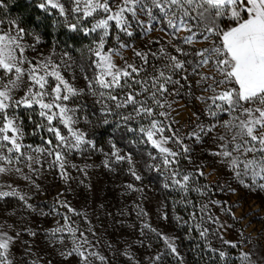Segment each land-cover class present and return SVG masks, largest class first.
<instances>
[{"label":"snow or ice","instance_id":"1","mask_svg":"<svg viewBox=\"0 0 264 264\" xmlns=\"http://www.w3.org/2000/svg\"><path fill=\"white\" fill-rule=\"evenodd\" d=\"M6 7L5 0H0V9ZM38 7L45 12L57 10L70 31L92 37L86 48L87 70L80 65L88 93L98 95V102H113L112 106L104 104L106 114H112L113 107L131 109L128 115L121 114V119L140 125L138 129L129 127V131H138L142 134L140 142L155 150V154L147 153L148 160L154 163L146 161V166L168 174L166 179L170 183H165V188L174 187L185 196L190 191L207 195L211 185L196 183L209 175L203 163L185 171L181 162L192 163V148L185 141L202 144L210 138L214 147L209 154L228 169L238 184L264 191V0H41ZM69 17L76 23H68ZM4 23L0 19V25ZM137 29L144 35L159 31L166 39L149 41L159 45L156 51L137 50L122 39L132 37ZM25 35V29L16 21H10L8 28L0 27V176L16 175L39 189L29 173L39 174L47 162L50 168L57 167L67 181L71 179L66 170L68 157L74 151L95 150L96 146L76 127L79 108L71 105L75 98L85 94V88H77L66 78L65 72L71 65L66 61L57 64L51 57L30 60L25 55ZM113 39L115 44H110ZM127 49L132 50L138 63L128 61L124 55ZM190 77L202 93L194 98L204 105L203 115L208 123L193 113L197 123L182 133L174 127L178 121L167 122L169 110H175V101L170 102L168 97L181 95L185 87L191 89ZM21 90L24 94L17 98L14 93ZM18 109L37 115L40 120L36 127L50 133L51 138L42 137L39 146L23 143L25 132ZM49 157L50 161L46 159ZM112 157L132 165L131 155H120L119 150L113 151ZM104 163L105 167L110 166L109 161ZM21 164L24 167L18 166ZM129 172L136 180L141 179L134 166ZM5 187L11 190H3ZM127 187L132 189L133 185ZM217 187L223 190V186ZM7 197L16 198L26 210L37 211L29 203L30 196L11 184L0 183V199ZM61 206L75 212L67 203L61 202ZM208 206L203 204L200 210L206 222L216 224L218 219L208 214ZM57 211L53 206L52 212ZM49 214L39 212L41 216ZM192 216L196 219L195 213ZM62 219L63 224L58 222L56 228L47 230L50 241L64 244L66 238L70 239L71 249L61 251V256H78L79 264H92L93 256L105 260L88 251L85 245L89 241L83 232L76 235L78 229L72 226L71 217L63 215ZM5 224L0 223V264H14L11 251L20 232L11 235ZM13 228L7 224V229ZM196 228L200 237L207 239L210 229L201 225ZM29 234L36 236L35 231ZM162 238L176 253L171 238ZM219 239L233 249L238 247L237 242L222 234ZM208 247L221 260L230 259L226 251L212 248L210 242ZM240 264H253L250 252H240Z\"/></svg>","mask_w":264,"mask_h":264},{"label":"rangeland","instance_id":"2","mask_svg":"<svg viewBox=\"0 0 264 264\" xmlns=\"http://www.w3.org/2000/svg\"><path fill=\"white\" fill-rule=\"evenodd\" d=\"M2 10L0 9V19H3L5 23L0 27L8 28L9 22L15 20ZM49 10L59 15L57 10ZM67 22L76 23V20L69 17ZM37 37L26 32L23 41L26 47L25 55L33 61L51 57L57 64L66 61L71 65V68L65 72L66 78L77 88H85V94L75 98V102L71 105L79 108L76 113L78 119L76 127L85 133L86 138L91 140L96 148L83 152L74 151L68 157L69 163L66 170L71 179L67 181L61 177L57 167L50 168L47 162L44 163L39 174L29 173L39 185V189L16 175L0 176V183L11 184L22 194L26 193L31 197L29 203L37 209L36 212L26 210L14 197L0 199V223L6 222L5 228L13 236L16 231L20 232L11 251L14 264H31L33 260H37L38 264H49V262L50 264H79L78 256L73 255L65 259L60 255L61 251L71 249L70 239L66 238L64 244H60L50 241L47 236V230L56 228L58 222L64 223L63 215L71 217L72 226L78 229L76 233L78 237L81 232L87 237L89 244L85 247L88 251L105 257L104 261L96 256L90 257L92 264H182L181 251L177 247L178 239L173 225L167 219L165 207V198L173 200L178 197L183 198L181 209L190 211L191 221L188 226L194 228L192 234L196 237V233H199L196 225L209 228L207 239L200 237L198 240L202 239V243L207 247L210 242L212 248L226 251L230 257L226 261L222 260V264H240L241 251L251 253L253 264H264V191L250 190L238 184L228 169L222 168L216 162L217 158L209 154V150L214 147L210 138H205L202 144L185 141L192 148V163L182 160L183 170L192 171L194 165L203 163L204 171L209 175L207 178H199L196 183L211 185L207 195L190 191L187 196L175 190L174 187H164L165 183H170L166 179L168 175L166 172L161 174L150 170L146 163L137 161L129 152L115 144L103 145L94 141L86 128V121L81 117L82 106L90 105L91 100L80 70L70 55L65 57L66 52L63 49L57 45H43L39 37V43H37ZM122 39L137 50L147 51L150 48L156 51L159 45L149 44V41L160 39L163 42L166 38L159 31L144 35L142 30L137 29L132 37L122 36ZM110 44H115V40H111ZM28 45H33L34 48L27 47ZM202 46L197 45V47ZM124 55L129 62H139L131 49L125 50ZM117 62L121 63L119 60ZM190 79L193 81L191 89L185 87L181 95L168 97L170 102L175 101L172 105L175 110H169L171 116L167 122L170 123L172 119L178 121L174 127L181 129L182 133H187L197 123L193 113L199 114L201 121L208 123V118L203 115L204 105L194 98L202 93L195 85L194 79L191 77ZM23 94V90L14 93L17 98ZM105 103V101L99 102L100 108L103 109ZM130 110V108L118 109V115L126 116ZM17 111L21 112L24 109ZM39 120L37 116L36 122L38 123ZM127 122L133 129H138L140 126L135 121ZM140 123H146V121ZM41 132L43 136L40 137L25 134L23 143L39 146L42 144V137L51 138L50 133L42 129ZM167 134L166 132L165 135ZM135 135L142 136L138 131ZM148 146L151 148L150 144ZM169 146L175 148V145ZM115 150H119L120 155H131L132 165H129L127 161H115L112 157V152ZM46 159L50 161L52 158ZM106 160L109 161V167H105ZM147 162L154 163L148 160V156ZM18 166L24 167L22 164ZM133 166L137 175L141 177L140 180H136L129 172V168ZM24 172H28L26 167ZM129 184L133 185L132 189L127 187ZM217 185L223 186V190H220ZM230 189H235V192ZM3 190L11 189L5 187ZM210 201H219L220 204H211ZM61 202L67 203L75 212H68L61 206ZM203 204L209 205L208 214L218 219L216 224L206 222L205 214L200 210ZM53 206L56 207L57 212H52ZM40 211L51 214L41 216ZM193 213L196 214V219H193ZM182 220L189 221L186 218ZM7 224L13 225L14 228L7 229ZM221 225L223 227H220ZM25 229L35 231L36 236H31ZM216 229L219 231L213 235ZM221 234L225 239L237 242L238 247L233 249L224 245L219 239ZM164 236L171 238L176 247V253H172L167 247L162 238ZM157 256L160 257L159 260L155 259Z\"/></svg>","mask_w":264,"mask_h":264},{"label":"trees","instance_id":"3","mask_svg":"<svg viewBox=\"0 0 264 264\" xmlns=\"http://www.w3.org/2000/svg\"><path fill=\"white\" fill-rule=\"evenodd\" d=\"M41 0H5L7 5L2 11L11 16L20 27L26 32L38 36L45 46H58L68 53L74 60L77 68L84 65L87 70L88 61L86 48L92 42V37L85 36L79 31H70L65 23V19L57 15L54 11L40 9L38 4ZM72 23V22H69ZM81 72V71H80ZM91 75V72H88ZM83 77L84 74L81 73ZM85 81V80H84ZM86 83V81H85ZM86 87V85H85ZM88 91V89L86 88ZM90 95V105L82 106L81 117L86 121V128L91 138L99 144H115L118 147L129 152L137 161L142 164L147 161V153L154 150L148 144L141 143V136L135 135V132L129 131L128 122L121 119L118 115V109L112 108V114H106L100 108V97ZM97 97V98H96ZM112 106L113 102L105 101ZM23 121V129L26 135L43 136L41 129L36 127L37 115L30 111L19 112ZM107 121V123H105ZM47 139L49 137H46ZM183 198L175 199L165 198V207L167 209V219L173 225V230L178 239V249L183 258L182 264H222L218 253L209 251L204 245L199 233L196 237L192 234L194 228H190L188 223L191 221L190 211H183L181 204ZM180 218L179 220L177 218ZM183 218L189 221L183 222ZM194 237V238H193ZM196 238V239H195Z\"/></svg>","mask_w":264,"mask_h":264}]
</instances>
